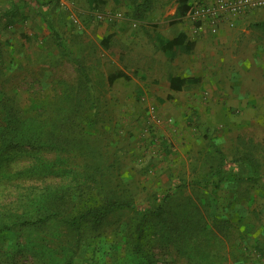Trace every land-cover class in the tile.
<instances>
[{
    "label": "rangeland",
    "instance_id": "rangeland-1",
    "mask_svg": "<svg viewBox=\"0 0 264 264\" xmlns=\"http://www.w3.org/2000/svg\"><path fill=\"white\" fill-rule=\"evenodd\" d=\"M143 1L0 0V93L22 121L43 133L40 124L45 135L62 141L61 151L37 154L48 163L60 159L59 175L0 186V211L14 208L17 194L31 185L74 189L83 204L116 194L136 208H161L144 247L155 264H264V87L252 77L250 62L254 40L264 44V27L257 26L264 19L250 21L252 33L224 48V71L208 82L206 105L178 112L145 99L132 80L139 75L130 71L138 66L130 57L147 33L146 14L134 4ZM159 3L150 4L146 18L161 15ZM186 6L189 15L190 0ZM112 29L129 40L116 41L119 60L105 54L107 42L98 47ZM119 68L124 78L107 81ZM239 92L252 96L248 111L230 107ZM135 217L119 212L98 231L64 235L51 244L46 241L56 235L40 232L22 242L26 250L15 263L54 264L63 257L70 264H126L125 253L111 249L127 247ZM181 219H191V241L171 235ZM16 250L12 235L0 236L4 261ZM106 252L116 255L114 263Z\"/></svg>",
    "mask_w": 264,
    "mask_h": 264
},
{
    "label": "trees",
    "instance_id": "trees-1",
    "mask_svg": "<svg viewBox=\"0 0 264 264\" xmlns=\"http://www.w3.org/2000/svg\"><path fill=\"white\" fill-rule=\"evenodd\" d=\"M186 2L187 0H178L179 7L176 12L178 17L189 12ZM147 5L148 0L142 4V7L146 9ZM258 25L264 26V24ZM0 112V186L8 183L18 185L31 183L52 175H59L60 159L48 163L40 159L37 154L46 149L61 151L62 141L57 139V136L55 138L45 135L44 128L39 123L44 134L31 123L27 124V119L22 121L18 110L2 93H0ZM18 165L22 166L15 170ZM235 172L238 174L242 171L236 169ZM26 191L28 193L19 192L17 194L14 201L17 205L14 208L1 207L0 236L12 235L17 250L12 254V260L4 261L0 255V264H16V254H23L26 250L22 242L36 237L40 232L56 235L53 240L46 241L47 244H51L64 235L80 236L86 230L98 231L109 216L124 211L136 214L135 224L128 229L129 235L127 239H124L127 247H121V252L118 248L111 249V251L125 253L126 264H155L153 256L144 247L146 231L151 226L150 224L156 222L163 213L159 206L136 208L129 198L119 195L116 197V194L100 198V203L83 204L81 192L78 193L74 189L63 186L45 185L38 188L31 185L26 188ZM191 225V219L185 222L181 219L180 225L171 235L177 240L191 241ZM173 227H176V223ZM25 233H31L34 236L24 237ZM75 246L79 247L80 244L77 242ZM109 253L106 252L103 256L109 257L107 259L114 263L116 255ZM70 263L71 260H64L60 257L54 264Z\"/></svg>",
    "mask_w": 264,
    "mask_h": 264
},
{
    "label": "crops",
    "instance_id": "crops-1",
    "mask_svg": "<svg viewBox=\"0 0 264 264\" xmlns=\"http://www.w3.org/2000/svg\"><path fill=\"white\" fill-rule=\"evenodd\" d=\"M153 1L156 0H148L146 9L142 7V4L147 0L141 3L136 2L134 9L141 8L142 12L147 15ZM157 1L160 2L157 5L161 15L158 18L154 15L143 17L142 21L147 33L140 34L139 41L141 43L138 47L133 46L135 50L130 58L131 62L138 66L132 67L130 71L137 70L139 76L138 79L132 80L138 83L140 95L142 94L147 100L154 99L157 104L162 106L169 104L178 112L191 108V106L201 110L202 106L206 105L207 90L211 89L208 82L218 81L224 71L223 59L228 54L224 48L229 47L236 40L239 41L238 38H241V35L244 37L252 33L250 21L258 17L264 19V11L263 13L260 10L252 12L232 24L221 26L213 36L207 31L194 33L188 12L185 14L188 15L187 18L185 15L184 19L177 16L178 0ZM157 21L158 23L155 24ZM257 26L260 25L257 24ZM116 41L129 43L127 38L114 29L107 30L98 41V47L107 42L109 48L105 49L108 52L105 54L110 60L121 58L120 44H117ZM141 45H145V47H141ZM243 46L244 43L240 44V49ZM250 47L252 49L250 62L255 68L252 77L257 78V81L264 87V76L260 74L264 64V57L261 55L264 51V44H261L260 39L257 38ZM237 49L239 48L237 47ZM240 49L237 50L235 57L237 65L239 62L237 57L242 52ZM100 57L105 58L104 55H100ZM231 58H233L232 55ZM237 67L241 70L239 65ZM119 71H122L121 68L108 76L107 81L115 82L123 79L124 75ZM212 93L208 95L210 98H212ZM236 97V100L230 102V107L248 111L249 105L253 103L251 94L239 92ZM200 101H204V103L201 104Z\"/></svg>",
    "mask_w": 264,
    "mask_h": 264
},
{
    "label": "built area",
    "instance_id": "built-area-1",
    "mask_svg": "<svg viewBox=\"0 0 264 264\" xmlns=\"http://www.w3.org/2000/svg\"><path fill=\"white\" fill-rule=\"evenodd\" d=\"M191 5L189 16L196 23L194 33L208 31L213 35L221 26L264 9V0H191Z\"/></svg>",
    "mask_w": 264,
    "mask_h": 264
}]
</instances>
